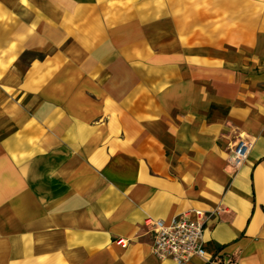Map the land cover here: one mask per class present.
<instances>
[{
    "label": "crops",
    "instance_id": "0c3cea01",
    "mask_svg": "<svg viewBox=\"0 0 264 264\" xmlns=\"http://www.w3.org/2000/svg\"><path fill=\"white\" fill-rule=\"evenodd\" d=\"M192 1L0 0V264H177L147 224L218 209L264 264V0Z\"/></svg>",
    "mask_w": 264,
    "mask_h": 264
},
{
    "label": "built area",
    "instance_id": "2783aa9c",
    "mask_svg": "<svg viewBox=\"0 0 264 264\" xmlns=\"http://www.w3.org/2000/svg\"><path fill=\"white\" fill-rule=\"evenodd\" d=\"M253 143L243 134L229 147L228 163L235 168L241 167L249 158ZM214 212L191 210L176 216L170 223L162 220L147 224L152 234L151 251L160 260H173L177 264H189L193 259H202L215 264V259L205 250V232ZM224 264H233L229 259Z\"/></svg>",
    "mask_w": 264,
    "mask_h": 264
},
{
    "label": "rangeland",
    "instance_id": "374dc122",
    "mask_svg": "<svg viewBox=\"0 0 264 264\" xmlns=\"http://www.w3.org/2000/svg\"><path fill=\"white\" fill-rule=\"evenodd\" d=\"M187 1L188 2H184L182 4V6H184V10L191 9L192 6L195 5L194 1H192V0H187ZM161 4L164 5L163 7H168V5H175V4H172V0H153V2L151 3L152 9L153 10L155 9L160 14L159 9H161ZM120 5H121V7H125V5H127V4H120ZM144 5H146V4H144ZM185 37H189V38H192V40H195V35L185 36Z\"/></svg>",
    "mask_w": 264,
    "mask_h": 264
}]
</instances>
